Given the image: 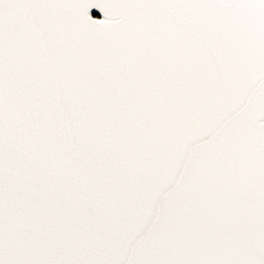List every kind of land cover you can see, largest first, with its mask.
<instances>
[{"label":"snow or ice","instance_id":"snow-or-ice-1","mask_svg":"<svg viewBox=\"0 0 264 264\" xmlns=\"http://www.w3.org/2000/svg\"><path fill=\"white\" fill-rule=\"evenodd\" d=\"M0 264H264V0H0Z\"/></svg>","mask_w":264,"mask_h":264}]
</instances>
